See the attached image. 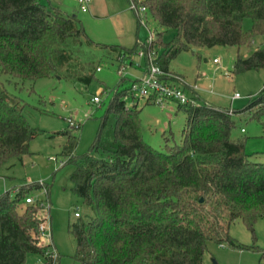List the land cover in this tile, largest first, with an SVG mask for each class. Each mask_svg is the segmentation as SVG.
Segmentation results:
<instances>
[{"label": "trees", "instance_id": "trees-1", "mask_svg": "<svg viewBox=\"0 0 264 264\" xmlns=\"http://www.w3.org/2000/svg\"><path fill=\"white\" fill-rule=\"evenodd\" d=\"M134 1L164 29L145 53L159 45L156 62L167 73L180 52L250 46L264 35V0ZM246 18L253 20L247 32ZM166 30L175 32L170 42L162 40ZM85 42L93 44L76 16L39 0H0V164L28 154L39 135L3 77L23 83L51 77L89 83L91 67L81 56ZM138 47L105 46L127 59ZM263 68L264 49H257L247 57L238 55L233 73ZM127 94L115 93L88 153L76 158L78 135L64 133V155L76 164L74 191L95 211L71 226L76 259L81 264H203L208 242L238 246L229 234L232 224L241 220L254 232L255 222L264 219V162L252 160L245 141L231 138L235 124L229 110L206 101L178 105L187 114L183 141L170 146L166 138L167 151L160 152L143 139L142 109L127 108ZM262 104L264 88L250 108ZM41 187L0 196V264H25L29 253L54 264L47 255L51 245L41 244L40 208L26 204L24 213L18 210L29 192Z\"/></svg>", "mask_w": 264, "mask_h": 264}, {"label": "rangeland", "instance_id": "rangeland-1", "mask_svg": "<svg viewBox=\"0 0 264 264\" xmlns=\"http://www.w3.org/2000/svg\"><path fill=\"white\" fill-rule=\"evenodd\" d=\"M39 1L81 21L93 42L81 45L82 60L90 65L93 78L89 83L59 77L23 83L3 77L8 90L23 102L24 115L39 135L31 141L28 154L0 164V196L9 192L14 197L18 188L41 184V188L33 189L27 195L34 198L31 205L40 208L39 217L50 216L51 242L44 236L41 244H51L47 255H54V264H81L76 259L77 239L71 226L79 220L76 212L84 219L93 216L95 211L74 191L71 176L76 164L68 163L70 157L64 155L67 143L64 133L78 135L73 153L76 158L91 150L115 93L128 91L134 79L145 74L148 60L140 54L149 47L151 32L156 39L157 33L164 29L151 16L147 22L141 23L129 0H92L87 12L81 10L78 0ZM252 27L253 20L246 18L244 31ZM174 36L173 30H166L162 40L170 42ZM137 45L135 55L129 59H119L116 53L105 48L119 46L130 49ZM257 49H264V35L256 37L250 46H215L197 52L183 51L170 61L169 72L183 77V87L190 97L198 96L216 107L231 109L235 124L231 138L245 141L246 152L252 160L264 162V104L250 108L264 88V68L233 73L238 55L247 57ZM160 54L161 48L154 44L148 58L149 55L157 58ZM214 59L218 61L215 63ZM118 60H123L122 66H126L122 67ZM97 66L99 71H96ZM6 79H11V82H6ZM235 94L241 97L234 99ZM94 96L101 97L100 104L92 103ZM138 109H142L140 123L147 144L157 151L166 152V138L170 146L182 143L187 114L175 102L170 101L164 108L153 103H141ZM111 124L112 121L107 128ZM25 206L26 202H23L18 208L21 214ZM229 234L238 246H231L228 242H208L203 264H264L263 218L255 222L254 232L243 221L237 220ZM45 262L42 254L29 253L25 264Z\"/></svg>", "mask_w": 264, "mask_h": 264}, {"label": "built area", "instance_id": "built-area-1", "mask_svg": "<svg viewBox=\"0 0 264 264\" xmlns=\"http://www.w3.org/2000/svg\"><path fill=\"white\" fill-rule=\"evenodd\" d=\"M92 0H78L83 12L88 11V5ZM131 1V9L138 15L139 21L141 23L148 21V9L137 4L134 0ZM153 32L149 36L148 42L151 43L154 39ZM141 51L140 55L147 57L148 63L145 70V74L141 78H136L132 82L130 88L127 91V96H125V105L127 108L139 107L141 103L148 104L153 103L159 105L161 108L166 107V105L172 101L177 105L182 107H191L199 104V101L195 97H190L184 87L179 84H175L171 81V75L163 70V68L156 62V57ZM218 59H214L216 63ZM126 66V65H125ZM124 65L122 67H125ZM100 70V67L97 71ZM174 77V76H173ZM179 82H182L180 77H174ZM240 94H235L233 98H240ZM102 101L101 97L94 96L92 103L100 104ZM230 114V111H229ZM72 123V121H71ZM79 126H77L78 128ZM34 198L32 196L27 197L26 204H32ZM46 204V203H43ZM47 208L49 210V204L47 203ZM76 217L80 216V213H75ZM43 221L40 224L41 238L44 236L51 242V226H50V216L43 217ZM49 245H51L49 243ZM54 257V255H50Z\"/></svg>", "mask_w": 264, "mask_h": 264}, {"label": "crops", "instance_id": "crops-1", "mask_svg": "<svg viewBox=\"0 0 264 264\" xmlns=\"http://www.w3.org/2000/svg\"><path fill=\"white\" fill-rule=\"evenodd\" d=\"M206 61L208 62V59H206ZM169 74L171 75V78H169V79H171V81L173 82V83H175V84H179V85H182L183 86V77L181 76V75H174L173 73H170L169 72ZM181 77L182 78V82H179L178 80H176L174 77ZM195 98H197L199 101H204V100H201L200 99V97H196V96H194ZM206 101V100H205ZM207 102V101H206ZM208 103H210V102H208ZM210 104H212V103H210ZM146 105V104H145ZM213 105V104H212ZM178 106V105H177ZM214 106V105H213ZM141 107V105L138 107V108H140ZM216 107V106H215ZM178 108H179V106H178ZM219 108V107H218ZM180 109V108H179ZM229 111L231 110V109H228ZM242 131L244 132L245 130L244 129H242Z\"/></svg>", "mask_w": 264, "mask_h": 264}, {"label": "water", "instance_id": "water-1", "mask_svg": "<svg viewBox=\"0 0 264 264\" xmlns=\"http://www.w3.org/2000/svg\"><path fill=\"white\" fill-rule=\"evenodd\" d=\"M203 200H201V202H202Z\"/></svg>", "mask_w": 264, "mask_h": 264}]
</instances>
